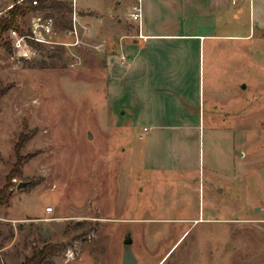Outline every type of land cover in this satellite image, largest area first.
<instances>
[{
	"label": "rangeland",
	"instance_id": "374dc122",
	"mask_svg": "<svg viewBox=\"0 0 264 264\" xmlns=\"http://www.w3.org/2000/svg\"><path fill=\"white\" fill-rule=\"evenodd\" d=\"M133 2L118 8L123 21ZM13 3L0 0V17ZM234 3L162 1L146 14L160 31L219 36L191 54V90H175L197 103L193 134L169 160L160 152L170 139L146 148L140 134L157 135L158 124L182 133L185 121L135 128L109 99L106 47L132 27L116 21L118 0H77V44L74 5L65 19L50 9L19 18L32 32L35 15H54L57 43L18 49L9 33L12 47L0 42V188L27 137L0 207V264H22L47 242L63 245L47 264H123L128 233L136 264H264V7Z\"/></svg>",
	"mask_w": 264,
	"mask_h": 264
},
{
	"label": "crops",
	"instance_id": "0c3cea01",
	"mask_svg": "<svg viewBox=\"0 0 264 264\" xmlns=\"http://www.w3.org/2000/svg\"><path fill=\"white\" fill-rule=\"evenodd\" d=\"M122 1L118 0V4L113 6V9L120 12V16L116 21L118 24L127 23L132 27L127 30L124 29L125 32L120 34L118 40L114 37L117 40L114 42V46L106 45L110 102L114 108L119 109V111L122 110L124 114L130 116V121L133 122L132 127L135 128L139 127L140 122L146 120L156 122L170 121V119L185 121L183 122L182 133H170V130L167 131L168 128L164 124H158L155 126L159 129L157 135L149 137L145 133L140 134V138L146 140V148L149 147L150 140L159 141L162 139L161 142H163L170 139L175 147H173V150L167 147L166 150L163 149V152L159 151L161 159L169 160L171 153H173V156H181V145L187 144L193 134L191 124L186 122L191 121L194 117L191 106L197 103L192 102L191 95L188 92L191 90L190 86L194 83L191 70V54H194V50L201 47L202 42H205L208 37L215 40L219 36L217 34L195 32L160 31L159 27L163 25L161 21L157 19L156 22L153 21L151 24L146 21L147 12L149 16L150 10L158 9L162 1L193 4L195 0H143L144 15L141 26L131 22L128 16L126 21H123V14L118 9L122 5ZM211 1L213 10H226L230 0ZM231 1L232 3L235 2L234 4L243 6V3L247 0ZM225 3L227 6H225ZM259 4L263 10L264 0H259ZM98 20L104 23V27L109 25L107 17H101ZM261 24L264 25V22H261ZM224 36L236 38L240 35L228 34ZM176 41L178 43L172 45V42ZM210 53L213 55L212 52ZM178 89H184L185 91L188 89V91L186 94H180L175 91ZM163 92L173 93L174 98L172 101L170 99L167 102L163 98ZM235 95L238 96L239 93ZM152 98L157 99V102L152 103ZM149 131L150 128L144 125L143 132ZM159 146H161V143ZM186 165L191 166L189 162ZM163 166L170 167L167 163Z\"/></svg>",
	"mask_w": 264,
	"mask_h": 264
},
{
	"label": "trees",
	"instance_id": "16d2710c",
	"mask_svg": "<svg viewBox=\"0 0 264 264\" xmlns=\"http://www.w3.org/2000/svg\"><path fill=\"white\" fill-rule=\"evenodd\" d=\"M34 0H15V3L7 10V13L0 17V42L9 43L6 40V36L9 30L12 28H17L22 34H31V30H24L20 27L19 18L26 15L28 11H38V10H54L61 13V16L65 19L68 12L73 10L72 5L69 1L64 0H38L36 4L33 3ZM64 29H68L69 25L63 23ZM29 42L35 46L43 48V45L34 39L29 38ZM27 137L22 133L15 147V152L17 155V161L7 176V183L0 188V207L9 204L11 191L9 190V182L12 178L16 177L20 172V168L24 163V157L21 155L22 147L24 146ZM2 231L0 229V235ZM61 244L57 243H45L43 246L35 245L33 247V252L31 255L26 256L22 264H47L52 262V257L62 249Z\"/></svg>",
	"mask_w": 264,
	"mask_h": 264
},
{
	"label": "built area",
	"instance_id": "2783aa9c",
	"mask_svg": "<svg viewBox=\"0 0 264 264\" xmlns=\"http://www.w3.org/2000/svg\"><path fill=\"white\" fill-rule=\"evenodd\" d=\"M38 0H34L33 3L36 4ZM69 1L73 7L74 5V12H73V22L74 28L70 29V34L76 35V42L75 44L80 42L77 23L79 21L78 14L76 11L77 0H64ZM128 19L141 26L143 21L144 15V7H143V0H134L129 11L127 13ZM55 17L52 14H43L39 13L34 17V25L31 34H22L17 28H12L9 30V35L13 39V43L15 47L19 48H28L30 51L31 48L34 46L29 42V38L34 39L35 41L41 44H56L55 41ZM65 44V43H64ZM33 46V47H32ZM35 50V48H33ZM23 56L29 57V53L24 50Z\"/></svg>",
	"mask_w": 264,
	"mask_h": 264
},
{
	"label": "water",
	"instance_id": "95a60500",
	"mask_svg": "<svg viewBox=\"0 0 264 264\" xmlns=\"http://www.w3.org/2000/svg\"><path fill=\"white\" fill-rule=\"evenodd\" d=\"M27 182H20L18 184V187L25 186ZM132 242L133 239L131 237V234H127L126 238L124 240L125 244V251L123 256V264H136L137 263V257L135 256L133 250H132Z\"/></svg>",
	"mask_w": 264,
	"mask_h": 264
}]
</instances>
